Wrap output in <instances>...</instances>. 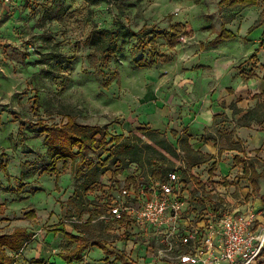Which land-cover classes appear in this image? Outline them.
I'll list each match as a JSON object with an SVG mask.
<instances>
[{
    "label": "rangeland",
    "instance_id": "rangeland-1",
    "mask_svg": "<svg viewBox=\"0 0 264 264\" xmlns=\"http://www.w3.org/2000/svg\"><path fill=\"white\" fill-rule=\"evenodd\" d=\"M221 1L102 0L93 4L87 0H19L20 4H15V1L0 0V155L5 153L1 157L10 172L7 177L0 171V203L4 209L0 235L11 234L17 228L27 230L29 235L19 252L6 250L14 257L13 264H39L40 260L66 264L61 263L59 257L69 254L77 243L59 234L62 230L52 229L61 225L65 232L81 230L92 242L115 249L107 258L98 257V247L89 243L84 255L80 254L73 264H126V255L122 252L126 248L123 233L114 237L100 223L86 224V221L108 200L107 190L114 181L116 169L151 173L156 163L149 164L145 156L142 163L128 160L106 169L102 163L109 154L100 157L89 152L101 168L97 183L87 192L84 185L89 177L77 175L79 156L54 162L45 135L39 131L38 119L61 125L67 122V116H72L82 124L106 127L111 135L129 136L137 128L131 132L120 122L123 114H113V111L123 112L124 109L127 112L133 108L122 104L123 87L131 91L129 89H134L144 77L170 62L172 39L181 41L182 36L189 38L199 32L198 28L193 30L188 25L208 26L212 21L215 23L212 25L218 26L227 23L226 18H236L240 13L234 25L240 38L251 39L253 45L256 38L262 37L258 36L262 34L259 28L252 32L255 34L252 37L248 30L264 10V1L250 9L236 8L239 10L236 14L222 6ZM131 30L139 36H132ZM102 31L114 33L113 56L96 53L91 46L93 33ZM153 35L155 41L149 42ZM153 55H156V65L151 62ZM251 60L259 62L256 55ZM257 69L264 75V64ZM244 74L254 75L251 71ZM260 91L264 92V88ZM254 103L256 106L248 109L254 110L251 123L262 130L264 97ZM143 127L149 128L148 125ZM169 131L160 132L178 146V138L170 128ZM246 143L237 142L233 134L231 142L221 139L216 143L217 148L238 149L230 150L231 154L225 156L220 172L225 174L229 170V174L221 176L217 183L227 193L236 188L234 196L250 188L244 186L248 183L244 164L255 161L261 170L260 161L264 163L263 144L251 149ZM236 156L242 162L234 161L230 166V160ZM220 161L210 160L193 168L198 185L215 183L213 178L218 175ZM81 169L87 170V165H81ZM115 195L118 194L115 192ZM262 254L256 264H264V252ZM130 257L135 264H149L155 259L151 256L142 262L139 256Z\"/></svg>",
    "mask_w": 264,
    "mask_h": 264
},
{
    "label": "crops",
    "instance_id": "crops-1",
    "mask_svg": "<svg viewBox=\"0 0 264 264\" xmlns=\"http://www.w3.org/2000/svg\"><path fill=\"white\" fill-rule=\"evenodd\" d=\"M14 3L20 4L19 0ZM245 9L239 8V10ZM239 10L229 9L233 14L239 13ZM239 16L240 13L236 18H226L227 23L225 27L235 37L229 40H221L220 42L215 41V39L220 30H222V23L218 26L212 25L215 24L212 21H210L208 26L203 24L188 25L193 30L195 29L194 27L198 28L197 30L199 32L197 33L195 31L196 35L187 37L184 42L177 40L173 46L171 45L172 56L170 62L163 63V67H160L159 70L144 77L141 81L142 85L140 82L139 84H135L134 89L128 88L131 90L129 92H127V87L123 81V86L126 88L123 87V95L121 96L124 100L122 104L128 108L133 106L134 109L130 108L127 112L124 109L123 112L113 111V114H123L122 121L120 122L124 127L129 128L131 132L135 128L138 129L148 125L149 128L151 127L162 132L169 131L170 128L172 134L173 131H177L180 135L186 133L191 136V142L195 149L211 155L214 163H216V160L221 159L218 163L219 171L216 172L218 175L213 178L214 184L209 185V183H205L201 187L198 185L199 180L189 176L188 186L184 192L188 214L194 218H196V215L202 214L206 219L211 212L219 214L228 213L234 216L255 213L256 221L252 226V230L255 233H260L264 229V226L260 225V223L264 224V203L261 199L264 196V179L259 178L257 180L259 189L255 190L249 175L243 170L244 176L248 178V183L244 184V186L249 185L250 188L247 189L246 193L242 191L241 194L239 193L235 196L232 193L236 192V188L232 186L234 191H230L229 189V193H227L228 191L226 189H222V186L217 184L221 181V176L225 177V174H229V170L225 174H222L220 172V166L226 160L225 156H229L232 151L227 149L220 154L219 150L222 147L217 148L216 143L221 139L224 142L228 139L231 141L233 134V139L236 141H247L246 146H249L251 149L260 144L264 146L263 129L261 130L258 125L251 123V121L249 127L240 126L238 123L248 112L249 108L256 106L254 101L258 98H254V96L263 93L260 90L264 88V75H261L257 69V66L264 64V45H261L262 37L256 38L253 45H251L252 41L249 38L245 41L242 40L234 28ZM253 24L249 26V29ZM258 30L262 31L263 34L264 27ZM262 34L259 33L258 36ZM253 35L255 34L251 33V37ZM255 55L259 62H253L251 60ZM152 63L156 65V55ZM242 71L244 73L251 71L254 75H245L241 73ZM250 97L253 100H248ZM232 104H236L237 108L241 109L242 112L235 114L233 109H231ZM134 122H136V126L133 125ZM262 158L264 159V156ZM239 159L241 160L239 156H236L234 160H230V166L231 162H237ZM260 163L262 165L264 164L261 161ZM256 167L259 172L263 170L262 167L259 170L257 164ZM2 173L4 172L2 171ZM134 173L135 171L129 172L127 169L122 170L116 175L113 173L115 176L114 181L109 185L107 190L108 200L105 201V205L103 203L99 205L97 214L90 215L86 224L100 223L114 237H117L116 234L122 232L125 236L123 240L126 248L122 252L126 255V264H135L132 262L130 256L132 258L139 256L142 258V262L146 258L153 256L155 259L153 258L154 260L149 264H180L179 262H168L158 258L159 238L155 235L152 228H142L129 218L123 221L113 222L100 220V216L108 211L107 203L116 197L115 192L118 194L115 187L116 184L122 185L131 182L135 179ZM192 173L198 178L194 172ZM77 227L79 228V226ZM52 229L62 230L59 234L65 239L77 243V247L69 254L59 257L61 263L73 264L80 254L87 251L89 243H91L90 245L98 247V251H96L97 255L99 254L98 257L105 256L107 258L115 250L109 246L105 247L99 242H92L81 230L77 231L75 229L76 231L69 232V229H67L65 232L63 225ZM73 236L83 237V239L89 238V240L79 241L73 239ZM83 243L85 247L77 252L75 258L70 261V257L72 258L74 256L75 251L80 249ZM129 245H132L130 249ZM116 253L118 252L116 251ZM45 263L48 264L47 262ZM219 264L229 263L222 262Z\"/></svg>",
    "mask_w": 264,
    "mask_h": 264
},
{
    "label": "trees",
    "instance_id": "trees-1",
    "mask_svg": "<svg viewBox=\"0 0 264 264\" xmlns=\"http://www.w3.org/2000/svg\"><path fill=\"white\" fill-rule=\"evenodd\" d=\"M87 1L95 4L102 0ZM260 1L264 0H223L221 1V5L229 9L250 8L259 5ZM225 24L226 22H224L223 29L217 36V42L233 39L235 37L231 31L226 29ZM261 27H264V10L261 12L259 19L250 27L249 32L252 33L254 30ZM129 32L132 36H139L138 32L133 30ZM113 35L114 33L110 31H102L100 33L94 32L91 38V46L94 48V52L100 54L108 53L109 56H113L116 49V45L113 42ZM150 41H155L154 35L149 42ZM174 44L175 40L173 38L171 45L173 46ZM261 45H264V31ZM154 60L155 55L152 56L151 62H154ZM263 97L264 92L254 96V98L259 99ZM231 109H233L235 114L242 112L241 109L237 108L236 104H232ZM253 114L254 110H249L243 118L238 121L239 125L249 127L250 121L254 117ZM37 125L39 126L40 133L45 135V143L48 147L50 157L54 162L57 160L66 161L72 158L75 159L76 156H79L80 166L77 170V175L89 177L84 185L86 191H90L97 183L101 168V165L95 162L92 156L88 154L89 152H94L100 157L106 153L109 154L102 163V166L106 169H109L112 165L123 164L128 160L142 163L143 157L146 156L145 158H147L149 164L156 163V166L151 172L155 177L163 178L169 172L180 171L184 180H188L189 176L198 180L192 173L193 168L206 164L213 159L211 155L205 154L194 148L191 142V136L186 133L180 135L177 131H173V135L178 138V146H175L160 131L152 130L147 127L138 128L129 136L123 134L111 135L106 127L82 124L72 116H67V122L61 125L47 124L44 120L39 118ZM229 142H231L230 139L226 141V143ZM227 149L238 150L235 147L227 146L220 148L219 153L222 154ZM75 150H77V153H75ZM2 154L4 155L5 153ZM2 154L0 155V170L9 177L10 173L6 162L3 161V157H1ZM238 161L241 160L239 159ZM83 164L87 165V170L81 169V165ZM262 168L263 170L259 172L255 162L252 161L244 164V170L246 174L249 175L255 190L259 189L257 180L259 178L264 179V164ZM121 171L122 169H116L114 174L116 175ZM77 196L79 195L77 194ZM261 199L264 203V196H262ZM2 214H4V209L1 208L0 204V218ZM31 215L34 216V213H31ZM27 236L26 230L21 228H17L11 234L0 235V264H13L15 262L14 257L7 254L6 249L18 252L27 240ZM72 238L79 241L89 240V238L83 239V237L80 238L75 236ZM84 247L83 243L80 249L75 251L74 256L72 258L70 257V261H72L76 253ZM38 262L39 264H46L44 261Z\"/></svg>",
    "mask_w": 264,
    "mask_h": 264
},
{
    "label": "built area",
    "instance_id": "built-area-1",
    "mask_svg": "<svg viewBox=\"0 0 264 264\" xmlns=\"http://www.w3.org/2000/svg\"><path fill=\"white\" fill-rule=\"evenodd\" d=\"M181 41H186V37L182 36ZM134 176L129 183L116 184L118 196L107 203L108 211L100 220L129 218L142 228H152L159 238L160 260L180 264H254L262 255L264 229L260 233L252 230L255 213L234 216L211 212L206 219L202 214L194 218L188 214L184 198L190 177L184 180L180 171H172L160 178L141 170L135 171Z\"/></svg>",
    "mask_w": 264,
    "mask_h": 264
}]
</instances>
